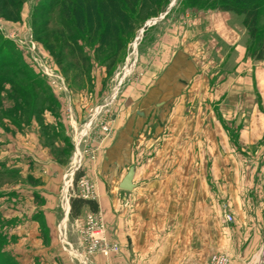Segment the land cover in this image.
<instances>
[{
  "label": "rangeland",
  "instance_id": "obj_1",
  "mask_svg": "<svg viewBox=\"0 0 264 264\" xmlns=\"http://www.w3.org/2000/svg\"><path fill=\"white\" fill-rule=\"evenodd\" d=\"M62 1L0 0V264H80L62 249L57 228L62 224L77 245L69 212L51 230L38 221V230L32 206L39 207L49 171L65 199L87 161L98 181L105 164L101 180L109 196L117 193L122 226L126 213L145 215L153 235L136 242H151L146 264H200L229 252L231 260L252 258L256 236L232 229L245 221L252 199H264V59L252 55L264 36V0L254 38L244 16L217 8L218 0H168L118 50L88 37L69 11L75 0ZM120 115L125 125L133 121L132 156L124 138L120 155L106 152ZM172 122L175 134L163 146ZM208 123L211 133L204 132ZM80 155L67 189L66 174ZM129 166L137 184L120 190ZM189 199L197 202L193 218ZM100 214L106 233L111 226ZM126 242L124 252L103 259L123 264L124 254L138 256ZM260 243L256 264H264V236Z\"/></svg>",
  "mask_w": 264,
  "mask_h": 264
},
{
  "label": "crops",
  "instance_id": "obj_2",
  "mask_svg": "<svg viewBox=\"0 0 264 264\" xmlns=\"http://www.w3.org/2000/svg\"><path fill=\"white\" fill-rule=\"evenodd\" d=\"M223 40L226 41L227 43L229 42V44H231V45L234 44V41H230L228 39V37H225ZM190 91H192L193 93L195 92L194 94H196V92H197L196 90H193V89H190ZM137 113H138V111H137ZM139 115H141V114H139ZM120 116H119L120 118H119L117 124L115 123L113 126L114 135L110 137V140L107 143V144H109V146H108V149L106 150V152H107V154H110V155L111 154L120 155L121 152L118 151V149L120 148L121 140L123 138H124V141L126 140L125 142L128 141L127 147L129 149L131 147V143H132V139H133V135H132L133 134V128L131 127L133 124V121L131 120L132 118L131 117L128 118L127 125H125L126 124L125 119H122L123 118L122 115H120ZM205 120H206L205 118H203V119L201 118L199 123L201 122V124H203L205 122ZM175 123L176 122H172L169 124L168 127H166L168 129V132H167L166 138L164 139V143L162 144L163 146H165V144H168V142H170L169 140L167 141V138L170 137V134L171 133L175 134V131H176L175 130L176 127H174ZM170 126H172L173 128L171 127L172 128L171 129ZM211 130H212V127L210 126V123H208V125L204 126V132H206V133L210 132L211 133L212 132ZM218 130H220V129H218V127H217L216 131H218ZM194 131H196V129ZM93 132L96 134L99 133L98 128L95 127V129H93ZM255 132H256V139H259L262 131L260 130V128H257V131H254V133ZM223 139H226V138L224 137ZM100 143H101L100 145L103 146L106 143L105 139L101 138ZM128 153L129 154H127V156H132L133 155V149L131 148L130 152H128ZM91 162H93V161H87V164L90 166L88 171H85L84 167H82L80 170H81V173L87 174L95 182L94 184H95V188H96V198L94 199V201L97 204V210L102 211L103 218L107 222V225H109V227L111 226L110 230L109 231L107 230V232H106V237L109 240H113V241L118 242V244L120 245V252H124V247H125V244L127 243L126 238L127 237L130 238V241L132 243V244H130V246H132L131 252L132 253L133 252L138 253V256H135V258H132L131 254L129 256L124 254V259H122L123 264H141V263L146 264V261H144L143 257L149 253L148 251H150L149 250L150 248H147V245L148 246L151 245V242L150 243L147 242L145 247H141V245L139 246V244H137V242H136V239L138 236L148 237V235L149 236L153 235V233L150 231L149 225L144 222L145 215L143 213H133V212L128 213V214L126 213L125 219H124V226H122L120 216H119L118 212H115L118 208V203L116 202L117 200L115 198L117 193H116V191L110 190L109 193L111 196H109L108 193L105 191V187H104L105 184L101 180L104 177V176H102L101 173L103 172L102 170H104L103 168L105 167V164H104V167L102 164L98 170V173L101 176V178H99V181H98L97 177H95L96 172L93 168V164H90ZM91 165H92V167H91ZM48 173H49V175H47V177L45 179L46 182L42 186H40L42 188V190H40L42 193V197L39 199V201H40V203L38 205L39 207L36 209V207L33 205L32 211H36V213H34V219L36 221L35 222L36 228H39L37 226L38 221H41V223H40L41 225L43 224V226H45L46 229L50 228V230H51L53 223H55V221L58 220V218L60 217L61 214L63 217L62 220L66 219V216L69 212V198L68 199H59L57 197L58 196L57 186L55 185V183H54L55 180L53 178V175H55V174H53L52 171H49ZM134 175H136V168L135 167H134ZM122 176H121V178H122ZM120 179H119V181H120ZM118 182H117V188H118ZM133 183L136 186L137 182L135 180V176H133ZM132 203H133V201H132ZM252 203L254 206H252L251 212L245 213V216H244L245 221H243V223L241 221V223H239L238 226L235 227L236 229H234V227H233L232 232L235 230L238 231V229H243L245 231L244 232L245 236H249L251 234L253 236H256V250H253V255H252V258H250V259H247V258H240L239 259V258H237V259L231 260V257H233L232 256L233 254H230V252L226 253L230 257V264H256V261L253 259V257L255 255V253L257 251H259V248L261 245L260 242L262 241V238L264 236V199H252ZM65 204H66V208L64 210L63 206ZM191 204H192V211H189V212H190V216H191V212H192V218H193L196 215V210H195L196 204H197L196 199H189V210L191 209ZM87 211H92V210L84 207L79 215L84 214ZM96 211H93V212H96ZM240 219H242V218L240 217ZM240 219H239V221H240ZM38 230H41V229L39 228ZM254 231H256V232H254ZM258 243H260L259 247H257ZM238 247H240V246L238 245ZM139 255H140V258L138 259L137 257H139ZM92 260L95 262V264H118V263H116L117 258L115 259L113 257V259L111 258V260H109L107 263V261L104 260L103 256L100 254H95L93 256ZM53 263H56V262L53 261ZM205 263H200V264H205ZM63 264H69V263H67V261H65V262H63ZM258 264H263V263L260 261Z\"/></svg>",
  "mask_w": 264,
  "mask_h": 264
},
{
  "label": "trees",
  "instance_id": "obj_3",
  "mask_svg": "<svg viewBox=\"0 0 264 264\" xmlns=\"http://www.w3.org/2000/svg\"><path fill=\"white\" fill-rule=\"evenodd\" d=\"M168 0H75L69 5V11L84 31L89 34L94 33L101 40L102 45L108 44L113 48L120 49L124 42V37L132 35L134 28L149 16H154L157 12L166 8ZM64 0L61 5H64ZM193 2L214 5L215 0H194ZM259 0H218L217 8L231 10L242 14L243 24L248 28L251 38L257 34L255 19ZM110 39L111 42H107ZM117 54V52L115 53ZM257 59H264V36L257 40L256 49L252 51ZM81 173L78 171L74 175V180ZM86 207L92 211L97 210L94 200L82 199L77 196L69 198V216H78L82 209Z\"/></svg>",
  "mask_w": 264,
  "mask_h": 264
},
{
  "label": "built area",
  "instance_id": "obj_4",
  "mask_svg": "<svg viewBox=\"0 0 264 264\" xmlns=\"http://www.w3.org/2000/svg\"><path fill=\"white\" fill-rule=\"evenodd\" d=\"M109 126L108 123H104L102 130L108 132ZM75 162V167L70 168L71 170L66 174V177H68V181H65L67 189L68 186L72 187L74 172L81 166V155L77 157ZM75 184L76 190L72 191V194H68V197L65 199L72 196L90 200L96 198L95 184L88 179L86 174L77 177ZM224 217L226 220H231V216L228 213H225ZM72 221L71 230L77 240V245L75 246L67 239L66 228L62 224H59L57 227L62 238V249L67 250L68 248L67 252L71 259H77L80 264H91L95 254L108 257L111 253H116L119 250L120 245L118 242L109 240L106 237L105 224L100 211H87L84 214L74 217ZM205 264H230V257L226 253L212 254Z\"/></svg>",
  "mask_w": 264,
  "mask_h": 264
},
{
  "label": "water",
  "instance_id": "obj_5",
  "mask_svg": "<svg viewBox=\"0 0 264 264\" xmlns=\"http://www.w3.org/2000/svg\"><path fill=\"white\" fill-rule=\"evenodd\" d=\"M134 166H129L126 173L122 176L118 182V188L121 190L130 191L135 187L133 183Z\"/></svg>",
  "mask_w": 264,
  "mask_h": 264
}]
</instances>
